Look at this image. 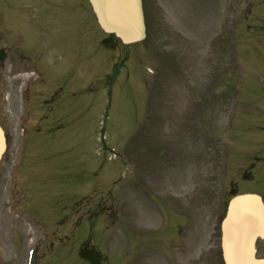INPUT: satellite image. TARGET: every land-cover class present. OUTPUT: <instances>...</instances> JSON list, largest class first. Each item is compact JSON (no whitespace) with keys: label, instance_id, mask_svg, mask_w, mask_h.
Wrapping results in <instances>:
<instances>
[{"label":"rangeland","instance_id":"374dc122","mask_svg":"<svg viewBox=\"0 0 264 264\" xmlns=\"http://www.w3.org/2000/svg\"><path fill=\"white\" fill-rule=\"evenodd\" d=\"M142 2L124 45L88 0H0V264H222L264 194V0Z\"/></svg>","mask_w":264,"mask_h":264},{"label":"water","instance_id":"95a60500","mask_svg":"<svg viewBox=\"0 0 264 264\" xmlns=\"http://www.w3.org/2000/svg\"><path fill=\"white\" fill-rule=\"evenodd\" d=\"M100 28L124 44L145 37L141 0H89ZM6 148L0 128V158ZM264 238V204L255 194L233 197L221 222V250L224 264H264L255 257L254 242Z\"/></svg>","mask_w":264,"mask_h":264},{"label":"flooded vegetation","instance_id":"af4514ba","mask_svg":"<svg viewBox=\"0 0 264 264\" xmlns=\"http://www.w3.org/2000/svg\"><path fill=\"white\" fill-rule=\"evenodd\" d=\"M2 51H0L1 54ZM262 197L264 199V194H262ZM255 249H256V255L257 257L264 259V240L258 238L255 242Z\"/></svg>","mask_w":264,"mask_h":264},{"label":"bare ground","instance_id":"6f19581e","mask_svg":"<svg viewBox=\"0 0 264 264\" xmlns=\"http://www.w3.org/2000/svg\"><path fill=\"white\" fill-rule=\"evenodd\" d=\"M23 232L24 234L27 236L29 233L32 234V240L33 237L35 236L36 232L34 230V226H32L31 224H24L23 225Z\"/></svg>","mask_w":264,"mask_h":264}]
</instances>
